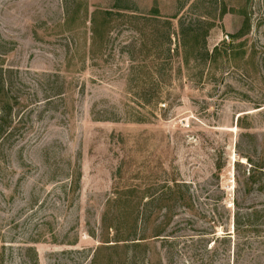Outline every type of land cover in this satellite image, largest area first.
Instances as JSON below:
<instances>
[{"label": "rangeland", "instance_id": "1", "mask_svg": "<svg viewBox=\"0 0 264 264\" xmlns=\"http://www.w3.org/2000/svg\"><path fill=\"white\" fill-rule=\"evenodd\" d=\"M1 74L0 264H264V0H0Z\"/></svg>", "mask_w": 264, "mask_h": 264}, {"label": "trees", "instance_id": "2", "mask_svg": "<svg viewBox=\"0 0 264 264\" xmlns=\"http://www.w3.org/2000/svg\"><path fill=\"white\" fill-rule=\"evenodd\" d=\"M9 80L6 75L0 76V100L3 101L2 106L0 107V139H2L3 135H5L10 127V122H12L11 118V104H10V96H9ZM1 141V140H0ZM132 240L133 241H140ZM134 243V242H133ZM138 245V244H133Z\"/></svg>", "mask_w": 264, "mask_h": 264}]
</instances>
